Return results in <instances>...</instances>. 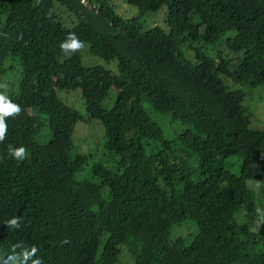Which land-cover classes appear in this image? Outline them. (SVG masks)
I'll return each mask as SVG.
<instances>
[{
  "label": "trees",
  "instance_id": "1",
  "mask_svg": "<svg viewBox=\"0 0 264 264\" xmlns=\"http://www.w3.org/2000/svg\"><path fill=\"white\" fill-rule=\"evenodd\" d=\"M119 1L0 0V78L9 61L18 65L11 100L22 108L0 143V264H19L9 257L21 241L42 264H118L123 250L133 264H264L250 186L264 185V130L252 129L243 92L226 84L264 85V0H125L143 13L167 7L166 27L149 30L122 17ZM69 33L85 45L71 58L60 49ZM86 45L118 72L85 68ZM63 91L80 93L104 127L117 167L94 165L99 184L77 178L88 160L73 142L84 119ZM150 112L190 129L166 138ZM44 128L51 139L41 144ZM8 145L25 147L27 159L10 158ZM235 157L238 174L225 166ZM13 217L20 228L5 225ZM186 221L196 235L174 239Z\"/></svg>",
  "mask_w": 264,
  "mask_h": 264
},
{
  "label": "rangeland",
  "instance_id": "2",
  "mask_svg": "<svg viewBox=\"0 0 264 264\" xmlns=\"http://www.w3.org/2000/svg\"><path fill=\"white\" fill-rule=\"evenodd\" d=\"M117 1V0H114ZM58 10L61 13L62 19L67 23L72 20L71 15L58 4H55ZM117 12L124 17L125 19L136 18L141 23H144L146 30L152 29L155 26H160L162 28L166 27L168 10L167 7H163L158 12H148L143 13L135 7L129 6L125 0H120L117 2L116 6ZM70 20V21H69ZM204 50L210 55L215 57L218 52H222V56H228L226 49H223L222 45L211 46L205 45ZM187 55L189 58L194 59V53L187 49ZM83 66L85 68H91L95 66H103L114 73L118 72L117 63L111 62L107 64L103 59L98 57H93L90 54V45H86V48L82 54ZM14 66V69L11 70V66ZM7 74L0 78V83L6 82L8 84L7 95L11 99L14 95L18 94V89L20 85V68L13 61H9L6 66ZM227 86L230 90H241L244 94L243 106L248 108L252 118L251 127L254 130H264V85H261L256 88L252 87H241L237 84H234L231 81H227ZM2 91V90H0ZM59 98L68 106L74 107L83 117L84 122L79 123L73 137V142L75 144V152L85 155L87 157V163L83 167L82 171L77 174L78 180H88L94 181V183L99 184V179H95L92 175V167L94 165L101 164L110 170H116V159L111 156L105 149L103 145L104 138V127L97 121L89 118L84 100L80 93L78 92H60ZM116 101V93L110 91L109 96L103 102L102 108L105 110H110ZM149 107L146 106V109ZM153 120L159 123L163 128L166 138L173 139L176 135H181L184 131L190 129L189 126H186L180 122H174L169 116L163 114H156L150 112ZM51 134L48 128H44L37 140L41 144H46L50 141ZM115 159V160H114ZM113 161V162H112ZM238 161L239 164L241 160L238 158H231L226 161V168L230 169L233 173L238 174L240 171L239 166H234L233 162ZM115 162V164H114ZM115 166L112 167V164ZM236 164V162H235ZM250 186L255 191L257 195L258 207L264 209V185L257 187V183H250ZM240 215H238L239 218ZM187 224H181L176 228L173 238H183L185 242H189L196 235L197 227L194 222L186 221ZM192 223V224H191ZM258 230H264V225L257 227ZM118 264H133V259L127 250H123L120 261Z\"/></svg>",
  "mask_w": 264,
  "mask_h": 264
},
{
  "label": "clouds",
  "instance_id": "3",
  "mask_svg": "<svg viewBox=\"0 0 264 264\" xmlns=\"http://www.w3.org/2000/svg\"><path fill=\"white\" fill-rule=\"evenodd\" d=\"M84 47L83 41H81L75 33H69L60 44L62 54L68 58H71ZM8 87L6 82L0 83V90H2L0 91V143H3L7 137L8 125L6 121L8 119L17 118L22 112L21 106L13 103L6 94ZM8 156L17 162H23L27 159V149L23 146L15 147L14 145H8ZM259 186L260 182H257V187ZM255 213L256 219L254 224L259 228L264 225V209L257 207ZM5 225L8 229H18L21 226V218L13 217L6 221ZM16 249H20V252L17 253ZM12 251L14 255L9 257L10 261L19 262V264H28V261L31 260L32 264H42V261L37 257L39 249L34 245L29 249L25 247L24 243L21 241L12 246Z\"/></svg>",
  "mask_w": 264,
  "mask_h": 264
}]
</instances>
